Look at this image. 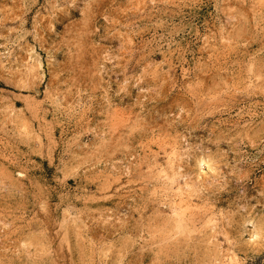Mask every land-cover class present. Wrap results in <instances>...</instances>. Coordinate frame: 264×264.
Instances as JSON below:
<instances>
[{
    "label": "rangeland",
    "instance_id": "1",
    "mask_svg": "<svg viewBox=\"0 0 264 264\" xmlns=\"http://www.w3.org/2000/svg\"><path fill=\"white\" fill-rule=\"evenodd\" d=\"M0 264H264V0H0Z\"/></svg>",
    "mask_w": 264,
    "mask_h": 264
},
{
    "label": "bare ground",
    "instance_id": "2",
    "mask_svg": "<svg viewBox=\"0 0 264 264\" xmlns=\"http://www.w3.org/2000/svg\"><path fill=\"white\" fill-rule=\"evenodd\" d=\"M199 163V165H201L202 163H203V161H200V162H198ZM187 222V221H186Z\"/></svg>",
    "mask_w": 264,
    "mask_h": 264
}]
</instances>
